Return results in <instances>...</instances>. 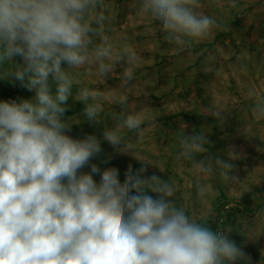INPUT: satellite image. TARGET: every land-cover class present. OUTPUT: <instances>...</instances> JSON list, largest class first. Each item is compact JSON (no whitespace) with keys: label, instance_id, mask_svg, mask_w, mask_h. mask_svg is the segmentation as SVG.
I'll list each match as a JSON object with an SVG mask.
<instances>
[{"label":"clouds","instance_id":"9594fccd","mask_svg":"<svg viewBox=\"0 0 264 264\" xmlns=\"http://www.w3.org/2000/svg\"><path fill=\"white\" fill-rule=\"evenodd\" d=\"M141 7L177 44L205 37L215 24L196 11L199 0H141ZM102 9V0H0V78L35 91L31 100L0 101V264H236L245 253L225 230L214 231L175 207L169 181L129 169L121 183L118 169L101 173L95 164L80 172L101 145L94 135L67 134L63 116L73 95V70L98 64L105 78L125 61L128 84L137 59L129 45L114 49ZM75 97L87 119L97 122V92L81 87ZM252 112L264 117V100ZM114 119L116 127H106L104 139L117 148L119 129L143 135L139 113L123 109ZM206 142L203 131L180 139V155L198 172L211 170L194 159ZM126 147L122 152L132 154L134 145ZM214 163L232 169L222 159ZM93 174H100L99 183ZM197 188L203 197L206 188Z\"/></svg>","mask_w":264,"mask_h":264},{"label":"rangeland","instance_id":"374dc122","mask_svg":"<svg viewBox=\"0 0 264 264\" xmlns=\"http://www.w3.org/2000/svg\"><path fill=\"white\" fill-rule=\"evenodd\" d=\"M102 3L105 34L114 49L129 45L137 59L128 84L122 76L125 61L117 62L105 78L98 64L73 70V95L63 116L70 125L67 134L74 139L94 135L101 145L82 170L91 172L93 164L101 173L116 168L121 183L129 169L142 178L156 175L169 181L173 194L168 199L175 207L214 231L225 230L245 253L236 264H264V117L252 112L264 100V0H199L196 11L215 24L205 37L185 38L182 44L167 38L161 22L142 9L141 0ZM15 61L22 63V58ZM81 87L97 92V122L87 119L84 103L75 97ZM34 97L35 91L19 81L0 78V101ZM123 109L141 115L143 135L119 129L117 148L104 139V131L116 127L114 116ZM202 131L207 142L194 159L211 164L207 172H198L180 155V139ZM128 143L137 158L122 152L128 151ZM216 159L232 169L217 167ZM93 178L99 183L101 176ZM197 185L206 188L203 197ZM147 194L159 197L150 190Z\"/></svg>","mask_w":264,"mask_h":264},{"label":"trees","instance_id":"16d2710c","mask_svg":"<svg viewBox=\"0 0 264 264\" xmlns=\"http://www.w3.org/2000/svg\"><path fill=\"white\" fill-rule=\"evenodd\" d=\"M163 54L165 55L166 53H163ZM176 54H179V53H176ZM217 71H218V70H217V69H215V68H213V69H212V72H213V73H215V74L217 73ZM119 169H122V168H121V167H119ZM80 172H83V173H88V172H90V171H89L88 169H86V170H82V169H81V170H80ZM214 225H215V224H214ZM215 226H216V229H218V228H219V227H218L219 225H215Z\"/></svg>","mask_w":264,"mask_h":264}]
</instances>
